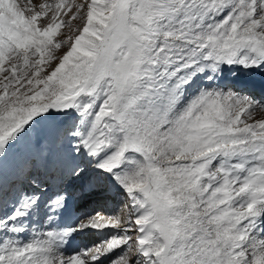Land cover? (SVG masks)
<instances>
[{"label": "snow or ice", "instance_id": "snow-or-ice-1", "mask_svg": "<svg viewBox=\"0 0 264 264\" xmlns=\"http://www.w3.org/2000/svg\"><path fill=\"white\" fill-rule=\"evenodd\" d=\"M0 264H264V0H0Z\"/></svg>", "mask_w": 264, "mask_h": 264}, {"label": "rangeland", "instance_id": "rangeland-1", "mask_svg": "<svg viewBox=\"0 0 264 264\" xmlns=\"http://www.w3.org/2000/svg\"><path fill=\"white\" fill-rule=\"evenodd\" d=\"M256 81H257V86H256V88H259V89L257 90V92L259 93V92H260V87H259V81H260V78L257 77V78H256ZM260 94H261V92H260Z\"/></svg>", "mask_w": 264, "mask_h": 264}, {"label": "bare ground", "instance_id": "bare-ground-1", "mask_svg": "<svg viewBox=\"0 0 264 264\" xmlns=\"http://www.w3.org/2000/svg\"><path fill=\"white\" fill-rule=\"evenodd\" d=\"M258 89H259V88H256V87H255L254 91H255L256 95L259 97V96H260V92H259V93L257 92Z\"/></svg>", "mask_w": 264, "mask_h": 264}]
</instances>
